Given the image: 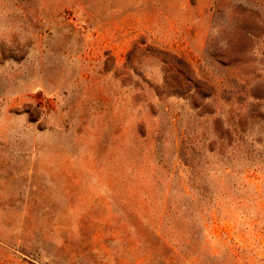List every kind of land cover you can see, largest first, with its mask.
<instances>
[{
	"label": "rangeland",
	"instance_id": "1",
	"mask_svg": "<svg viewBox=\"0 0 264 264\" xmlns=\"http://www.w3.org/2000/svg\"><path fill=\"white\" fill-rule=\"evenodd\" d=\"M0 264H264V0H0Z\"/></svg>",
	"mask_w": 264,
	"mask_h": 264
}]
</instances>
